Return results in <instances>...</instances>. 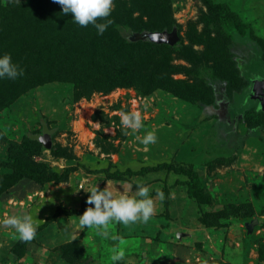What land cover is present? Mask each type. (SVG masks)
Masks as SVG:
<instances>
[{
  "label": "rangeland",
  "instance_id": "1",
  "mask_svg": "<svg viewBox=\"0 0 264 264\" xmlns=\"http://www.w3.org/2000/svg\"><path fill=\"white\" fill-rule=\"evenodd\" d=\"M153 3L166 16L142 20L161 30L168 22L180 34L166 74L147 69L154 84L78 98L72 83L49 75L36 86L16 80L20 89L0 78V219L39 220L28 241L0 223V264H264V112L251 95L264 80V0ZM239 21L250 27L241 32ZM12 24L19 25L0 24L1 42ZM149 49L158 51L142 52ZM134 110L144 123L136 131L120 123L122 112ZM44 125L65 157L41 141ZM150 130L157 140L143 145L137 137ZM52 172L65 178L35 179ZM107 181L146 184L154 214L146 223L112 221L106 230L80 226L86 189Z\"/></svg>",
  "mask_w": 264,
  "mask_h": 264
},
{
  "label": "trees",
  "instance_id": "2",
  "mask_svg": "<svg viewBox=\"0 0 264 264\" xmlns=\"http://www.w3.org/2000/svg\"><path fill=\"white\" fill-rule=\"evenodd\" d=\"M1 1L0 24H19L8 26V39L0 41V54L11 53L13 60L24 69L23 75L10 80L11 87L13 85L15 89H20V85L15 84L16 80L36 86L44 83L46 75L52 81L72 83L78 98L91 95L94 91H109L116 86L154 84L147 80V69H156V72H151L152 75L164 76L167 70L165 61L177 46L136 38V34L143 31H162L159 28L160 23L154 26L142 20L143 16H147L160 21L166 16L167 11L154 7L153 0H114L110 14L113 23L103 34H98L91 24L79 25L72 19L73 14L62 13V6L57 0H31L28 4L9 3L11 5L7 8H2ZM137 6L139 8L136 13L134 9ZM167 27L168 22H165L164 30ZM174 27L177 26L167 30L171 31ZM236 27L244 32L250 25L239 21ZM125 31L131 32L128 37L125 36ZM15 33L18 37H15ZM151 47L158 51L149 49L142 52L143 49ZM146 62H155V66H145ZM244 86H249L248 80ZM65 151L59 146L51 147V152L58 157H65ZM177 172L185 173L182 168ZM64 178L52 172L50 175H39L35 179L61 181Z\"/></svg>",
  "mask_w": 264,
  "mask_h": 264
},
{
  "label": "clouds",
  "instance_id": "3",
  "mask_svg": "<svg viewBox=\"0 0 264 264\" xmlns=\"http://www.w3.org/2000/svg\"><path fill=\"white\" fill-rule=\"evenodd\" d=\"M62 6V13H71L72 19L81 26L93 25L98 34H103L113 23L111 12L114 0H57ZM24 69L13 60L11 53L0 54V78L16 79L23 75ZM120 123L133 131L144 127L140 110L124 111L120 116ZM143 145L155 143V131H147L142 137H137ZM90 192L87 197L89 206L78 215L80 226L95 227L97 230H106L112 221L122 224L134 222L146 223L155 212V202L150 189L146 184L135 181V187L113 188L107 181L106 186L100 188L98 184L86 189ZM161 200L165 193L157 190ZM0 223L14 227L20 238L28 241L35 237L39 227V220L30 214L22 216L10 215L0 219ZM106 234V233H105ZM124 251L115 253L114 258L123 259Z\"/></svg>",
  "mask_w": 264,
  "mask_h": 264
},
{
  "label": "water",
  "instance_id": "4",
  "mask_svg": "<svg viewBox=\"0 0 264 264\" xmlns=\"http://www.w3.org/2000/svg\"><path fill=\"white\" fill-rule=\"evenodd\" d=\"M138 40L148 41L157 44H169L176 45L180 41V34L178 27H174L170 30L162 31H143L136 34ZM255 96L260 98L264 106V80H261L254 86ZM41 141L46 144L48 148L53 146V141L51 138V132L47 125H44V133L41 137Z\"/></svg>",
  "mask_w": 264,
  "mask_h": 264
},
{
  "label": "flooded vegetation",
  "instance_id": "5",
  "mask_svg": "<svg viewBox=\"0 0 264 264\" xmlns=\"http://www.w3.org/2000/svg\"><path fill=\"white\" fill-rule=\"evenodd\" d=\"M253 82L252 81H250V85L252 84ZM250 93V92H249ZM251 95H253L254 96V98H256L257 99V105H258V107L259 106H261V108L259 109V108H256L257 110H262L263 112H264V106H263V103H262V101H261V99L260 98H258V97H256L255 95H254V93L253 94H251ZM242 113V112H241ZM235 114H237V115H239V113H235ZM239 119V117L238 116H236V121ZM262 132L264 133V130H262Z\"/></svg>",
  "mask_w": 264,
  "mask_h": 264
}]
</instances>
